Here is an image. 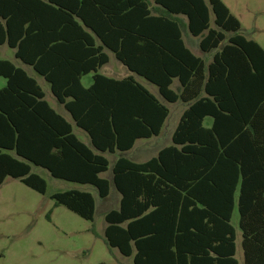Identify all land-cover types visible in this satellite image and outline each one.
Returning <instances> with one entry per match:
<instances>
[{
    "label": "trees",
    "instance_id": "1",
    "mask_svg": "<svg viewBox=\"0 0 264 264\" xmlns=\"http://www.w3.org/2000/svg\"><path fill=\"white\" fill-rule=\"evenodd\" d=\"M0 46L71 120L0 60V187L12 178L45 194L39 167L102 201L114 191L104 243L133 264H240L237 210L241 264H264V49L222 0H0ZM110 53L131 75L99 73ZM176 104L185 110L169 145L143 163L118 155L159 138ZM51 198L95 220L92 193Z\"/></svg>",
    "mask_w": 264,
    "mask_h": 264
},
{
    "label": "rangeland",
    "instance_id": "2",
    "mask_svg": "<svg viewBox=\"0 0 264 264\" xmlns=\"http://www.w3.org/2000/svg\"><path fill=\"white\" fill-rule=\"evenodd\" d=\"M232 14L240 21L243 34L248 39L259 43L264 49V0H222ZM0 60H8L16 64L14 50L0 46ZM30 75H34L45 93L48 104L57 112L61 107L50 92L44 80L32 73L30 68L21 67ZM100 74L114 79H122L127 69L110 55L109 64L102 68ZM113 75V76H112ZM117 75L118 78L115 76ZM152 94L159 97L155 86L141 78H137ZM92 83L91 76L82 80L85 88ZM6 81L0 78V88ZM170 118L163 134L157 139L140 140L128 153L118 154L138 163L146 162L157 154V151L171 143V135L178 124L184 106H169ZM206 126L210 122L205 123ZM75 135L87 146V134L74 127ZM117 156L109 155L111 161ZM33 173L44 179L47 185L45 194H40L20 181L7 178L0 187V264H133V258L123 257L117 250H109L104 243L106 223L104 213L119 206V194L112 191L109 198L101 201L96 190L91 186H83L53 178L46 170L33 167ZM110 173L104 175L109 179ZM90 192L96 200V215L93 222L86 221L63 206H56L52 195L69 190ZM118 196V197H117ZM119 198V199H118ZM239 214L235 210L233 226L238 232L237 260L242 263L240 247V231L238 230Z\"/></svg>",
    "mask_w": 264,
    "mask_h": 264
},
{
    "label": "crops",
    "instance_id": "3",
    "mask_svg": "<svg viewBox=\"0 0 264 264\" xmlns=\"http://www.w3.org/2000/svg\"><path fill=\"white\" fill-rule=\"evenodd\" d=\"M241 26H242V25H241ZM242 33H243V30H242ZM258 44H259V43H258ZM259 45H260V44H259ZM260 46H261V45H260ZM261 47H262V46H261ZM262 48H263V47H262ZM109 55H113V54L110 53ZM113 56H114V55H113ZM15 61H16V64H17V65H19V66H21V65H22V66H25V65H23L20 61H18V60H16V59H15ZM109 62H110V61H109ZM108 64H109V63H108ZM108 64H107V65H108ZM107 65H106V66H107ZM22 66H21V67H22ZM106 66H104V67H106ZM21 67H20V68H21ZM25 67L30 68V67H28V66H25ZM104 67H103V68H104ZM30 69H31V68H30ZM23 70H24V69H23ZM31 70H32V69H31ZM24 71H25V70H24ZM100 71H101V70H100ZM26 73H27L30 77H32V78L35 79V76H34V75H30L31 72H30V74H29L28 72H26ZM32 73L35 74L37 77H39L36 73H34L33 70H32ZM128 73H129V72H128ZM129 75H131V74L129 73ZM129 75L126 74L125 76H123V77H121V78L123 79V78H125V77H128ZM112 76H113V75H112ZM114 76H115V75H114ZM87 77H88V76H87ZM115 77L118 78L117 75H116ZM39 78H41V77H39ZM85 78H86V77H85ZM41 79H42V78H41ZM83 79H84V78H83ZM113 79H114V78H113ZM35 80H36V79H35ZM42 80H43V79H42ZM36 81H37V80H36ZM37 82H38V81H37ZM38 83H39V82H38ZM45 83H46V82H45ZM46 84H47V83H46ZM39 85H40V84H39ZM50 92H51V90H50ZM52 96H53V95H52ZM55 100H56V99H55ZM56 102H57V101H56ZM57 103H58V102H57ZM58 105H59V104H58ZM59 106H60V105H59ZM60 107H61V108L58 109V111H59L58 113H60L61 115H63L64 117H66V118H68V119L70 120L69 115H68V114L66 113V111L63 109V107H62V106H60ZM184 108H185V107H184ZM184 110H185V109H184ZM183 112H184V111H183ZM183 112H182V113H183ZM181 115H182V114H181ZM181 115H180V117H181ZM180 117H179V119H180ZM70 121H71V120H70ZM157 139H158V138H157ZM89 143H90V142H89ZM157 152H158V151H157ZM117 197H118V196H117ZM118 199H119V198H118ZM101 201H102V200H101ZM103 201H105V200H103ZM118 202H119V200H118ZM110 210H111V209H110ZM108 211H109V210H108ZM108 211H106L105 213H107ZM105 213H104V214H105Z\"/></svg>",
    "mask_w": 264,
    "mask_h": 264
}]
</instances>
